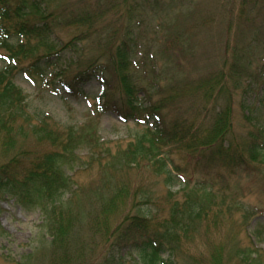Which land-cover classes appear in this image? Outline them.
Segmentation results:
<instances>
[{"label":"trees","instance_id":"1","mask_svg":"<svg viewBox=\"0 0 264 264\" xmlns=\"http://www.w3.org/2000/svg\"><path fill=\"white\" fill-rule=\"evenodd\" d=\"M242 1L264 7V0ZM163 3L0 0V49L6 53L0 54V196L10 195L24 208L41 212L53 247L60 246L54 249L53 264L91 263H84L73 244L81 217L92 223L97 236L111 235L97 264H124L115 253L123 248L134 255V264H188L179 261L180 238L214 210L217 197L228 188L225 170L264 163V110L263 117L253 115L256 100L264 104V55L254 57L260 38L252 40L253 63L246 47H232L230 38H222L215 58L206 55L207 62H199L189 60L200 44L196 30L160 26L159 34L153 32L157 51L145 53L137 64L143 15ZM62 30L73 33L68 42L60 40ZM61 48L76 56L64 59ZM202 53L207 54L206 47ZM21 71L64 97H90L84 87L94 79L99 93L91 97L97 110H112L143 131L127 145L114 146L94 132L64 127L44 111L33 112L16 83ZM82 148L88 149L86 158ZM70 168L73 173L68 174ZM147 169L153 182L167 186L166 207L144 180L129 181L128 174ZM89 172L100 173L98 182L79 183L76 177ZM178 176L182 187L173 191ZM226 199L220 195L217 205L222 207ZM115 212L121 223L113 232L108 225ZM244 214L248 218L251 212ZM241 254L242 264H253L259 253Z\"/></svg>","mask_w":264,"mask_h":264},{"label":"rangeland","instance_id":"2","mask_svg":"<svg viewBox=\"0 0 264 264\" xmlns=\"http://www.w3.org/2000/svg\"><path fill=\"white\" fill-rule=\"evenodd\" d=\"M163 1L160 8L147 9L148 11L143 15L145 22L139 27L138 32L142 34L138 38L139 44L134 57L137 64L138 59L145 53L151 55L157 51L159 44L156 39L158 35L153 38V32L156 29L159 34L160 26L164 30L169 29V31L174 28L187 30L191 27L197 31V36L194 38L200 44L194 47L196 55H191L189 60L197 58L199 62L203 59H206L205 62H207L206 55L215 58L217 49L220 50L219 44H221L222 38H230V43L234 48L246 47L252 58V63V40L260 38L254 54L255 60H258L260 54L264 55V7L262 9L260 5L253 4L244 6L242 0H177L175 4L165 2L167 0ZM243 8L244 12H242ZM229 27L232 28L228 34ZM145 30L147 33L144 35ZM58 34L63 43L73 37L71 30H62ZM147 34L149 38L146 36ZM203 47H206L207 54L202 53ZM60 50L61 57L64 59L68 60L76 56L68 48ZM0 54L6 53L0 49ZM161 57L166 61L163 55ZM183 57L181 59L185 62ZM157 65L160 67L162 62H158ZM203 65L202 67H205ZM3 66L4 62L0 58V68ZM250 69L253 70V64ZM196 74L194 72L192 75ZM16 83L28 95L30 109L33 112L44 111L64 127H74L81 132H94L111 145L122 144L125 146L143 131L142 126L136 125L133 121L123 120L112 110H107L104 113L97 110L95 100L91 97L99 93L98 82L94 79L84 87L90 97H64L60 91L52 90L47 84L26 76L22 71L18 73ZM141 83L146 85L147 81L141 80ZM250 94L248 97L250 101H253V94L251 96ZM255 103L253 115L263 117L264 104L261 105L257 100ZM247 104L250 105V102ZM234 106L237 114L238 104L235 103ZM237 129L239 128L237 127ZM87 152V148H82L81 156L86 158ZM253 166L241 168L235 172L225 170L228 188L220 195L226 197L227 202L222 207L217 205L220 200L219 195L217 204L213 206L214 210L210 211V216L201 221L197 225V229L180 238L179 245L180 248L182 247V255L179 256L180 262L220 264L224 260V264H242L243 255H239L241 250H250L259 253L255 259V254H253L252 258L255 260L253 264H264V163L258 162ZM169 168L172 166L170 165ZM67 171L68 174L73 173L71 168ZM141 171L136 170L134 174H128L129 181L144 180L145 186H150L155 190L160 206L166 207L167 186L163 182L160 184L153 182L150 178L152 177L150 170ZM99 174L97 172H89L87 175L83 173L76 178L79 183L88 186L98 182ZM198 178L201 179V176L192 179V183H195ZM180 181L182 182L183 178L178 176L176 183L171 187L173 191L181 189ZM218 188V185L214 186V190H218ZM178 197H181V194ZM230 205L232 206L231 212L228 210ZM236 206H239L240 209H237ZM128 208L130 207L128 206ZM220 208L223 211L218 213ZM244 211L251 212L248 218L244 216ZM216 214H218L217 217ZM111 215L114 216V219L110 218L108 226L113 228L114 232L116 226L121 223L120 214L115 212ZM81 218L80 224L74 229L73 244L79 249L78 255L84 256L86 260L84 263L97 264L101 254L108 248L106 242L111 238V235L108 236V233L104 232L107 234H103V238L97 236L95 232L91 231L92 223H88L86 217ZM71 238L72 235L69 240ZM52 242L49 231L43 228V216L38 209L24 208L10 195L0 196V264H53L51 257L52 255L56 256L55 251L60 246H56L55 249ZM115 253L125 260L124 264H134L132 258L134 255L127 248ZM80 261L82 260L80 259ZM246 264H250V261Z\"/></svg>","mask_w":264,"mask_h":264}]
</instances>
